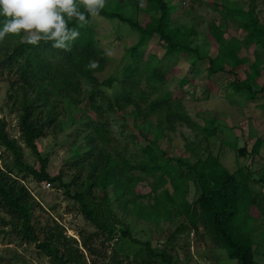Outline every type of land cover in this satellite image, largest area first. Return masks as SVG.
<instances>
[{
	"label": "trees",
	"instance_id": "1",
	"mask_svg": "<svg viewBox=\"0 0 264 264\" xmlns=\"http://www.w3.org/2000/svg\"><path fill=\"white\" fill-rule=\"evenodd\" d=\"M122 1L106 5L98 16L125 23L138 34L137 41L127 47V64L123 75L102 77L101 73L110 59L100 46L96 25L92 21L94 17L91 16L83 27H78L75 21L70 22L69 27H78L80 32L79 38L72 44L71 52L54 49L51 43L41 42L39 46H32L25 43L21 36L10 35L0 43V69L14 72L17 76L11 81L9 98L18 106L22 138L37 157L35 164L25 159L22 145L18 139L10 136L6 120L0 117V145L13 155L12 163H3L0 155V207L11 216L8 223L12 229L23 240L36 243L51 264H88L85 250L91 254L95 252L94 245L85 238L81 248L78 240L67 234L64 225L36 199L24 181L25 177L31 176L38 182L48 181L70 190V184L64 182L62 173H51L49 157L39 144V139L48 127L59 125L61 112L56 95L69 98L68 104L72 106V92H80L83 81H87L92 86L89 95L95 109L100 110L106 104L110 110L121 111L128 105L137 104L134 113L135 118H138L141 108L136 96L143 72L149 83L168 78L162 65L155 64L153 57L140 55L144 53L147 42L155 36L166 47L165 57L181 54L191 58L194 66L207 62L205 71L209 78L220 72L233 74L235 77L230 85L234 94L255 99L264 92V84L261 85L264 65H260V49L264 50V24L253 4L249 8L227 7L229 14L243 30V36L227 37L222 24L212 23L213 40L208 39L202 45L193 46L192 36L196 34V29L174 20L173 14L178 7L175 0ZM140 2L145 4L147 13L144 21L124 12L127 5L139 9ZM251 45L256 46V60L250 66L253 81L238 70L248 61L246 56L241 55V49ZM90 60L97 61L99 66L86 70ZM144 62L146 67L142 69ZM181 97L166 93L150 103L149 111L166 110V121L170 128H174L177 122H183L193 129H201L207 137L217 134L218 118L211 116L207 124L201 125L184 109L180 103ZM144 124L152 125L148 118L139 125L141 129ZM86 125L91 129L78 137L80 143L75 149L79 157L78 166L86 174L80 177L83 178L81 186L79 184L80 189L74 196L80 202L85 217L103 231L109 240L115 239L119 221L112 207V194L121 199L133 193L135 175L132 171L140 170L158 178L155 202L149 212H143L136 199L133 200L141 214L157 221L178 216L183 218L181 226L188 222L197 230L203 225L238 264H258L254 248L253 222L257 218L254 210L258 209L261 214L263 211L251 181L262 182V179H256L252 171L246 172L243 168L238 172L230 170L213 153L204 158L199 157L193 163L171 155L160 144V139L166 135L159 126L153 139H149L146 130L142 129L143 136L149 142L142 148L144 158L133 162L107 148L103 124L91 119ZM261 143L262 139H257L251 152L258 153ZM231 146L239 154L248 153L247 147ZM184 165L187 170L183 168ZM20 173L24 174L22 178ZM168 179L174 191L164 188L158 192V188L165 185ZM191 181L199 188L194 202L188 198ZM97 190L100 191L99 199ZM123 235L131 236L128 228ZM142 244L149 255L148 259H144V264H152L158 258L164 264H175L173 256L166 249L155 248L149 241Z\"/></svg>",
	"mask_w": 264,
	"mask_h": 264
},
{
	"label": "rangeland",
	"instance_id": "2",
	"mask_svg": "<svg viewBox=\"0 0 264 264\" xmlns=\"http://www.w3.org/2000/svg\"><path fill=\"white\" fill-rule=\"evenodd\" d=\"M119 1L123 2L107 0L106 5H115ZM175 1L178 7L173 14L174 20L196 29V34L192 36L193 46L202 45L208 39L213 40L212 23L222 24L227 37L244 35L235 18L229 14L228 6L249 8L253 4L260 21L264 24V0ZM141 3L143 2H140L139 9L127 5L124 12L144 21L147 13L145 4L141 7ZM92 21L96 25L100 46L105 51L113 49L115 53L109 56L110 60L101 73L102 77L123 75V69L127 64V47L137 41L138 34L127 24L116 19L96 16ZM143 50L144 53H140L141 57H153L155 64L162 65L168 78L149 83L146 73L143 72L136 96L141 115L135 118L134 109H137V104L128 105L121 111L110 110L106 104L100 110L95 109L89 95L92 86L87 81H83L80 92H72V106L68 104L69 98L64 99L61 95H56L61 112L59 125L48 127L39 139V144L49 157L51 173L55 175L62 173L64 182L70 184V190L67 191L65 186L48 181L38 182L31 176L24 178L25 183L36 199L64 225L67 234L78 240L81 248L84 238L94 245V254L85 250L88 264H144V259L149 257L146 246L142 244L146 241L155 248L166 249L173 256L175 264H238L237 260L229 257L226 249L216 242L203 225L197 230L188 225V222L181 226L183 218L178 216L157 221L141 214L133 200L136 199L143 212H149L155 202L158 178L140 170L132 171L135 175L133 193L121 199L112 194V207L119 220L115 239L109 240L81 211L80 202L74 195L80 189L83 179L80 177H84L86 171L78 166L79 157L75 149L80 143L78 137L87 134L91 129L86 123L92 119L103 124L104 143L107 148L133 162L144 158L142 148L149 142L143 136L142 129L146 130L149 139H153L159 126L166 135L160 139V144L169 150L171 155L193 163L197 158H204L213 153L218 155L230 170L238 172L243 168L246 172L252 171L256 179L263 180L262 182L252 180L251 184L258 194L263 211L261 214L258 209L254 210L257 218L253 226L256 259L258 264H264V92L255 99H248L243 94H234L230 85L235 77L233 74L220 72L209 78L205 71L207 62L194 66L191 58L181 54L165 57L166 47L158 36L151 38ZM240 53L246 56L248 61L239 66L238 70L253 81L250 66L256 60V46H244ZM260 54V65L263 66V49H260ZM141 67L144 69L146 62L142 63ZM16 78L14 72L0 69V117L6 120L10 136L18 139L22 145L25 159L35 164L37 157L22 138L18 106L9 98L11 81ZM263 84L264 70L261 85ZM166 93L182 96L180 103L184 109L203 126L211 116H216L217 134L207 137L201 129H193L183 122H177L174 128H170L166 121V110L150 112V103ZM100 103L101 101L98 102ZM145 118H148L152 125L144 124V128L141 129L139 125L144 123ZM259 138L262 139L260 149L258 153H253L251 150ZM231 145L238 148L247 147L248 153L239 154ZM0 155L3 163H12L13 155L1 145ZM183 168L187 170L186 165ZM23 175L19 174L21 178ZM164 188L174 191L169 179L165 185L158 188V192ZM96 192L99 199L100 191ZM198 194L199 188L191 181L188 198L194 202ZM10 218L9 213L0 207V264H51L50 259L36 243L23 240L18 232L12 229V225L8 223ZM127 228L131 236L123 235ZM133 238L141 242H136ZM152 264L164 263L158 258L152 261Z\"/></svg>",
	"mask_w": 264,
	"mask_h": 264
},
{
	"label": "clouds",
	"instance_id": "3",
	"mask_svg": "<svg viewBox=\"0 0 264 264\" xmlns=\"http://www.w3.org/2000/svg\"><path fill=\"white\" fill-rule=\"evenodd\" d=\"M106 4L107 0H0V43L7 36H21L32 46L51 43L54 49L71 52L80 36L78 27H83L89 16H98ZM73 21L78 27H69ZM114 54L113 49L105 51L107 56ZM98 66L90 60L86 70Z\"/></svg>",
	"mask_w": 264,
	"mask_h": 264
}]
</instances>
